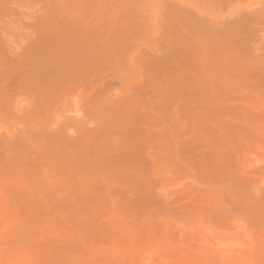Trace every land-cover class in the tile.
<instances>
[{
    "label": "rangeland",
    "instance_id": "1",
    "mask_svg": "<svg viewBox=\"0 0 264 264\" xmlns=\"http://www.w3.org/2000/svg\"><path fill=\"white\" fill-rule=\"evenodd\" d=\"M0 264H264V0H0Z\"/></svg>",
    "mask_w": 264,
    "mask_h": 264
}]
</instances>
